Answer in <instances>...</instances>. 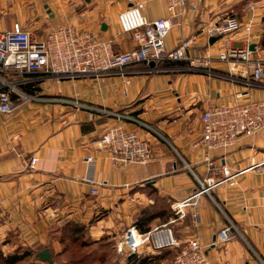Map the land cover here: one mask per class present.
I'll use <instances>...</instances> for the list:
<instances>
[{
  "label": "crops",
  "instance_id": "crops-1",
  "mask_svg": "<svg viewBox=\"0 0 264 264\" xmlns=\"http://www.w3.org/2000/svg\"><path fill=\"white\" fill-rule=\"evenodd\" d=\"M142 1L148 20L168 16L165 0ZM249 2L264 0H204L198 11L186 8L181 17L173 19L166 49L191 38L192 53L202 55L215 53L222 45L245 44L250 38L259 47L254 55L264 56L260 44L264 7L244 11ZM127 4L126 0H0V29H11L19 22L31 33L42 35L72 24L109 38L119 32L117 14ZM232 13L242 24L251 18L252 31L242 27L210 44L204 30ZM102 24L106 29L102 30ZM132 45L130 34H121L113 50ZM172 61L171 65L161 62L158 71L149 72L150 66L142 62L126 66L123 73L91 78L56 80L32 74L40 77L34 92L126 113L142 124L114 116H90L83 109L58 102L28 101L9 114L0 113L2 252L45 242L49 230L68 220L86 224L91 220L93 238L110 235L108 238L115 240L141 213L156 207L155 201L162 200L166 203L164 216L150 221V231L165 224L182 244L198 236L206 245L215 241L222 227L233 224L229 241L206 248L211 263L264 264V130L243 135L236 145L215 152L209 170L198 144L200 118L210 105L234 101L237 93L244 95L241 99L249 95L264 98V86H244L234 79L237 75L230 65L218 60L205 69ZM116 125L137 130L146 138L155 160L113 164L108 151L98 148L97 140ZM88 155L93 156L89 166L85 161ZM31 158H36L33 167ZM221 166L237 174L236 184L216 183L208 192L197 193L202 187L198 181L207 186L208 180L223 177ZM88 177L99 183L96 195L90 194ZM188 197L182 215L177 213L173 204ZM101 211L105 212L98 216ZM143 252L157 251L147 244L142 245Z\"/></svg>",
  "mask_w": 264,
  "mask_h": 264
},
{
  "label": "built area",
  "instance_id": "built-area-1",
  "mask_svg": "<svg viewBox=\"0 0 264 264\" xmlns=\"http://www.w3.org/2000/svg\"><path fill=\"white\" fill-rule=\"evenodd\" d=\"M126 1L127 6L117 14L119 32L109 38H100L90 31L79 30L72 24L52 28L42 35L31 33L19 22H14L11 29H0V113L9 114L21 103L28 101L58 102L83 109L90 116H114L120 121L131 120L142 124L126 113L66 98L27 92L24 87L35 88L40 80V77L32 76L34 73L41 77L63 80L123 73L126 66L142 62L147 65L154 62L148 68L149 72H153L158 71L159 64L166 60L185 61L187 68L196 69L209 68L212 61L218 60L229 64L237 75V79H234L244 86H264V56L254 55L259 47L250 38L245 44L222 45L217 52L206 51L202 55L192 53L191 38L181 40L175 48L166 49L165 38L173 26V19L181 17L186 8L198 11L204 0H165L168 16L154 20H148L144 15L145 4L142 0ZM256 7H264V2H249L244 11H252ZM242 27L247 32L252 31V19L242 24L237 16L229 15L204 30L205 39L208 41L209 37L218 36L221 40ZM121 34H130L133 45L129 49L114 51L113 43ZM252 44L254 49L249 47ZM126 84H129V80H126ZM243 96L237 93L234 101L212 104L201 115L202 132L198 144L203 150V161L208 170L213 167L212 157L215 152H224L236 145L243 135L251 136L264 130V98L255 99L249 95L241 99ZM97 142L98 148L108 151L115 165L146 164L156 158L146 138L137 130L126 129L121 125L107 128ZM35 161L36 158L30 159L31 167ZM85 161L88 166L92 165L93 156H86ZM220 172L223 177L216 181L208 180L207 186L198 181L202 187L197 193L208 192L210 186L216 183L226 182L229 187L236 184L234 178L237 174H231L225 166H221ZM87 182L91 185L90 194L96 195L99 183L93 177H88ZM190 199L188 197L177 202L172 208L182 215ZM233 228V224L225 225L217 232L214 242L204 245L198 236H193L182 244L165 224L143 233L135 225H130L117 238L115 248L120 257L141 253L142 245L147 244L153 250L179 248L173 264H212L206 248L211 244L229 241Z\"/></svg>",
  "mask_w": 264,
  "mask_h": 264
},
{
  "label": "rangeland",
  "instance_id": "rangeland-1",
  "mask_svg": "<svg viewBox=\"0 0 264 264\" xmlns=\"http://www.w3.org/2000/svg\"><path fill=\"white\" fill-rule=\"evenodd\" d=\"M249 1H256V0H249ZM260 3V2H258ZM256 3V4H258ZM255 4V3H254ZM262 37L264 36V26L261 31ZM171 62L172 60H166V62ZM165 62V61H164ZM165 62V63H166ZM22 88V87H20ZM155 201V200H154ZM157 203V205H156ZM166 203L162 200L155 201L156 207H152L150 211H155V208L161 209L164 208ZM105 211H101L98 216H100ZM63 224V223H62ZM84 227L82 228L83 231L79 232V236L75 233H70L69 230H60L61 225H56L53 230H49L48 238L45 242H37L34 245L30 246H22L23 250H28L31 252L30 257H28L25 262L34 260V255L36 254L38 249L49 248L51 256H52V263L51 264H67L71 258H80L84 257L86 259L85 264H125L127 257H120L115 248V242L117 239H109L107 235H102L100 238L95 239L91 236L90 233V225L91 220L88 224L82 223ZM85 229V230H84ZM60 232L61 235H60ZM60 239H63L60 241ZM146 254V252H143ZM141 254V255H144ZM36 257V256H35ZM173 256H168L167 260H165V264H173ZM37 259V258H36ZM39 261V260H37ZM66 262V263H64Z\"/></svg>",
  "mask_w": 264,
  "mask_h": 264
},
{
  "label": "trees",
  "instance_id": "trees-1",
  "mask_svg": "<svg viewBox=\"0 0 264 264\" xmlns=\"http://www.w3.org/2000/svg\"><path fill=\"white\" fill-rule=\"evenodd\" d=\"M235 13V12H234ZM234 13H232L231 15H235ZM237 16V15H235ZM260 44L262 46H264V36L261 39ZM166 62V61H165ZM162 62L164 64H173L174 62L171 61H167L166 63ZM35 74V73H34ZM29 88H25L24 90L27 92H34L36 91V87L37 85L35 84V88H31L30 86H26ZM153 209V208H152ZM165 210L163 208L161 209H157L155 208V211H150V209L145 210L143 213H141L140 217L136 220L135 222V226L138 229L139 232H147L150 231V227L148 226V224L150 223V221H152L154 218L156 217H162L164 216ZM84 227V225L78 221L75 220H68L66 222H64L63 224H61V226L59 227L60 230L62 228L61 231L64 230H69L70 233H75L77 236H79V232L83 231L82 228ZM85 230V229H84ZM85 233V231H83ZM62 232H60L61 235ZM102 238H104V236H102ZM63 239H60V241ZM22 246L17 247L14 251L10 252V253H4L0 250V264H40V261H37L38 259H36L35 255H34V260L25 262V260L30 257L31 252H29L28 250H23L21 251ZM41 250V249H40ZM157 252L154 253H133V255H128L127 256V260L125 264H165V260H167L168 256H173V260L176 256V254L179 251V248H163V249H159L156 250ZM144 254V255H141ZM66 263V262H64ZM86 263V259L84 257H80V258H71L70 261L67 262V264H85Z\"/></svg>",
  "mask_w": 264,
  "mask_h": 264
},
{
  "label": "water",
  "instance_id": "water-1",
  "mask_svg": "<svg viewBox=\"0 0 264 264\" xmlns=\"http://www.w3.org/2000/svg\"><path fill=\"white\" fill-rule=\"evenodd\" d=\"M85 1H89V0H85ZM44 7L47 8V5H45ZM47 11H49V10H47ZM104 29H106V25L102 24V30H104ZM219 39H220V37H218V36H211V37H209L208 41H209L210 44H212L214 41H217ZM249 47L251 49H254V45L253 44L250 45ZM149 65L153 66L154 62H150ZM131 255H133V253L130 254V256ZM35 256L40 262H47V263L51 264L52 261H53L49 248H43V249L37 251Z\"/></svg>",
  "mask_w": 264,
  "mask_h": 264
}]
</instances>
